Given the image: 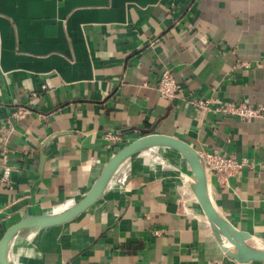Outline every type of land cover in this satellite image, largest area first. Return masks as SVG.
I'll list each match as a JSON object with an SVG mask.
<instances>
[{
	"label": "crops",
	"instance_id": "crops-1",
	"mask_svg": "<svg viewBox=\"0 0 264 264\" xmlns=\"http://www.w3.org/2000/svg\"><path fill=\"white\" fill-rule=\"evenodd\" d=\"M167 68L181 87L171 100L157 88ZM200 97L264 104V0H0V241L26 214L78 202L119 149L161 133L248 160L227 179L209 173V189L264 248V117L203 110ZM19 106L30 112L16 118ZM149 150L165 163L128 158L81 214L20 230L10 259L264 264L224 249L178 150Z\"/></svg>",
	"mask_w": 264,
	"mask_h": 264
},
{
	"label": "water",
	"instance_id": "water-1",
	"mask_svg": "<svg viewBox=\"0 0 264 264\" xmlns=\"http://www.w3.org/2000/svg\"><path fill=\"white\" fill-rule=\"evenodd\" d=\"M167 146L178 150L190 164L196 182L194 190L205 211L215 234L221 239L224 249L232 257L248 262L264 261V248L250 243L253 235L239 229L225 217L215 205L210 189L204 156L187 141L172 135L153 133L143 135L119 149L106 163L102 173L89 192L75 204L63 210L49 213H28L10 225L0 241V263L15 264L9 255L11 243L16 234L25 228L50 227L65 223L94 204L105 192L118 168L128 158L153 147ZM234 247V250L231 249Z\"/></svg>",
	"mask_w": 264,
	"mask_h": 264
},
{
	"label": "built area",
	"instance_id": "built-area-1",
	"mask_svg": "<svg viewBox=\"0 0 264 264\" xmlns=\"http://www.w3.org/2000/svg\"><path fill=\"white\" fill-rule=\"evenodd\" d=\"M161 95L167 99H174L180 96L181 87L176 78L175 73L167 68L165 69L159 78L157 85ZM190 102L196 107L208 110V111H219L225 116L237 115L243 119L252 120L260 117H264V104H252L247 101H231V102H218L217 100L210 97L192 98ZM30 112V108L27 106H19L14 111L16 118H22ZM116 141L122 140V135H112ZM205 159L206 169L209 173H216L222 178H229L235 174L241 172L245 165H249L247 159H239L235 156L226 155L216 152H206L202 154ZM3 180L8 184L11 182V167L6 166Z\"/></svg>",
	"mask_w": 264,
	"mask_h": 264
},
{
	"label": "rangeland",
	"instance_id": "rangeland-1",
	"mask_svg": "<svg viewBox=\"0 0 264 264\" xmlns=\"http://www.w3.org/2000/svg\"><path fill=\"white\" fill-rule=\"evenodd\" d=\"M148 152H150V151H148ZM145 155H144V157L146 158V159H148V161H150V162H153V163H165V159L163 158V157H159L158 155H155V154H152V152H150V153H144Z\"/></svg>",
	"mask_w": 264,
	"mask_h": 264
},
{
	"label": "bare ground",
	"instance_id": "bare-ground-1",
	"mask_svg": "<svg viewBox=\"0 0 264 264\" xmlns=\"http://www.w3.org/2000/svg\"><path fill=\"white\" fill-rule=\"evenodd\" d=\"M148 151H150V150H146V151L142 152V154L145 153V152H146V153H150V152H148Z\"/></svg>",
	"mask_w": 264,
	"mask_h": 264
}]
</instances>
